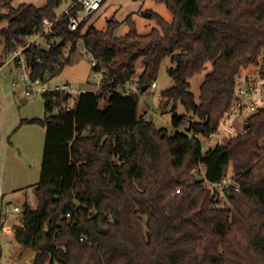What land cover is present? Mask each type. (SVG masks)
<instances>
[{"label":"trees","instance_id":"obj_1","mask_svg":"<svg viewBox=\"0 0 264 264\" xmlns=\"http://www.w3.org/2000/svg\"><path fill=\"white\" fill-rule=\"evenodd\" d=\"M13 1L0 0L8 54L41 30L45 17L56 20L52 46L26 50L34 77L59 72L70 60L62 62L67 44L75 47L79 37L96 68H106L99 91L46 93V115L21 120L46 127L40 179L24 188L37 204L24 200L13 225L15 239L34 251L33 264H264V107L244 133L207 150L202 140L230 108L238 73L261 65L264 75V0H155L173 15L142 8L156 22L147 33L138 32L132 14L102 29L89 24L91 15L73 31L70 16L57 11L66 0ZM68 1L70 13L81 15L80 0ZM123 24L129 30L120 34ZM165 57L174 63V84L162 90L161 104L170 108L172 130L140 113V95ZM207 62L212 69L197 101L191 78ZM139 63V92L128 93ZM180 105L197 118L179 113ZM200 163L206 177L194 172ZM229 172L239 189L231 186L230 204L221 206V192L208 184ZM3 250L0 236V261Z\"/></svg>","mask_w":264,"mask_h":264},{"label":"rangeland","instance_id":"obj_2","mask_svg":"<svg viewBox=\"0 0 264 264\" xmlns=\"http://www.w3.org/2000/svg\"><path fill=\"white\" fill-rule=\"evenodd\" d=\"M108 1L107 5L105 6V3ZM104 3L103 10L101 13H94L89 19V24L94 23L96 27L99 29L105 28L108 24V21L112 18L122 21L124 20L130 13L132 14L136 27L139 33H147L156 25V22L154 19H150L148 17H144L141 14L134 12L135 9H138L136 7H139L137 5L139 2H131L129 1V4H126L122 0H107ZM127 1V0H125ZM23 3H32L35 5H43L45 3V0H14L13 4L14 6H19ZM69 1L66 0L62 3V5L58 8V13L62 14L69 6ZM152 8L154 11L158 12L159 14L163 15V17L167 19L172 18V12L167 7L165 3L157 2L155 0H147L146 4L143 5V8ZM7 25V21L0 22V28ZM129 30V26L127 24H123L118 32L120 34H124ZM85 45L84 41L80 42L79 44H76L75 47H73L72 54L70 57V60L68 63L56 74H54L51 77L50 83H64L67 81H70V84L78 89H89L91 86L95 85L97 80L95 78V68L92 65V62L90 58L82 51L83 46ZM0 55H3L5 58V62L8 61V58H10V54L5 51V39L3 37L0 38ZM174 66V63L172 62L170 57H165L164 60L161 63L159 75L156 82V87L153 88V90L150 89V91L143 93L140 95V113H146L148 116L153 117L155 123L159 126H165L168 127L169 130H172V123H171V117L172 113H170V108L165 109L163 108L161 104V92L162 90L171 87L174 84L173 77L169 73V68ZM138 72L136 75V79L133 80V82L127 84V87L130 86L133 88V92H139L138 86L139 83L137 81V78L142 70V65L138 64ZM14 71H10V67L8 65H5L3 67H0V103L3 106L2 111L0 112V132L2 131V136H0L4 142L7 140L8 132L11 133V128L13 127L15 121L18 120V116L21 115L22 117H35V116H42L45 111L44 107V100L43 96L39 94H35L32 97H30L29 100H35L32 103H29L28 105L24 104L21 101V95H23V92L19 93V96H15L13 93V89L15 88L13 86V80L12 78L15 77V71L16 69L13 67ZM212 69V63L207 62L203 71L199 74H196L191 78V90L195 94V98L198 101L199 96L201 93V84L204 81L207 73ZM264 95V93H263ZM77 96V93L74 94V97ZM33 98V99H31ZM72 105H74V98L72 99ZM260 105L264 106V101H260ZM260 106V108H261ZM179 113H185L186 109L180 105L178 108ZM187 113V112H186ZM255 113V112H254ZM252 115V114H251ZM187 118H197L193 117L192 112H188L186 114ZM20 134H25L29 130V126L25 127ZM34 132V131H32ZM38 132V130H37ZM35 133V137L38 136L39 133ZM1 135V133H0ZM203 140V143L206 147L212 148L214 147V142L208 143L207 140ZM18 172H20L18 169H16ZM30 171H32L30 174L28 172L24 174H20L19 176L22 178H26L27 182L30 181H36L40 179V173L41 169H36L35 166H30ZM24 171V170H23ZM22 172V171H21ZM20 172V173H21ZM231 172H229L230 175ZM25 182V183H27ZM30 198H29V197ZM37 201V198L33 195L32 190H27L26 199H28L31 203L33 201ZM23 199V198H22ZM31 199V200H30ZM221 202L219 205L221 206H227L230 204V201L226 197L221 196ZM13 202L8 203L9 212H13V207L15 199H12ZM34 201L32 204L36 205L37 202ZM24 202V199L22 203ZM20 206V205H19ZM19 214V213H17ZM21 219V213L19 216L16 217V223L20 222ZM9 226H11V223L9 222ZM0 236L2 238V245H3V255L2 259L0 261V264H33L34 259V251L30 246H23L21 245L14 237V234L12 232H1Z\"/></svg>","mask_w":264,"mask_h":264},{"label":"built area","instance_id":"obj_3","mask_svg":"<svg viewBox=\"0 0 264 264\" xmlns=\"http://www.w3.org/2000/svg\"><path fill=\"white\" fill-rule=\"evenodd\" d=\"M83 4L84 9L81 12V15L74 16L70 13V8H67L64 13L70 16L69 28L71 30H77L80 27L81 21L84 18H89L92 14L98 11L102 5L103 0H80ZM56 20H51L50 18L45 17L43 20V28L34 32L28 36V40L25 44H19L13 48L10 52V58L15 60L20 69L18 78L13 82L14 89H22L26 96L31 97L35 94L44 95L46 93H60L61 98H65L67 95L74 96L81 94L84 91H99L101 89L102 78L105 76L106 68H96L98 65V59L94 54L86 47L83 46L82 51L90 58L92 65L95 68V80L96 84L94 87L89 89H78L72 86L70 83H50L49 79H42L41 77L33 76V67L29 65L26 55V50L28 46H41L44 48H50L52 46V38L49 36L52 35L54 31ZM83 38L79 37L76 40V44L83 42ZM74 42L71 41L67 44L65 49V56L62 59V62H65L68 58L71 57L73 50ZM156 87V82L151 86V90ZM133 88L130 86L126 87V92H133ZM264 75L261 71V65H252L246 68H243L236 77L235 93L232 99L230 108L224 115L221 120L220 125L216 128L209 136H206L202 139L207 140L208 143L214 142V146L217 144L223 143L226 138H232L239 134L244 133L245 124L248 122L249 117L254 112H257L260 109V101H264ZM74 98V97H73ZM65 103L67 105L72 104V99H66ZM262 107V106H261ZM264 107V106H263ZM2 105L0 104V109ZM60 108L59 105L56 106L55 110ZM204 144V143H203ZM204 150L209 149L205 145L203 146ZM194 172L203 177L206 173V165L200 163L195 169ZM235 185L236 190L239 188L235 184V180L231 175H227L219 183H209L208 187L212 190L218 189L221 192V196L226 197L227 191L231 186ZM179 191V190H178ZM220 196V198H221ZM13 210L18 212L21 210L19 205L13 207ZM9 208L8 204L4 199V192L0 186V231L1 232H11L9 226ZM13 231V229H12ZM82 238H87V235H83Z\"/></svg>","mask_w":264,"mask_h":264},{"label":"crops","instance_id":"obj_4","mask_svg":"<svg viewBox=\"0 0 264 264\" xmlns=\"http://www.w3.org/2000/svg\"><path fill=\"white\" fill-rule=\"evenodd\" d=\"M122 1H124L126 4H129L128 0L127 1L122 0ZM132 1L139 2L137 4L139 5V7H136L138 9H135L133 11V14L134 12H136V10H137V13L141 14L140 10L143 8V5L146 4L147 0L146 1L131 0V2ZM46 3H47V0H45V3L43 5H45ZM107 3L108 1L105 3V6L107 5ZM37 6H41V5H37ZM103 7H104V3L102 7L96 12L100 14L101 11L103 10ZM5 65H8L10 67L11 72L14 71L13 67L16 69L15 77L12 78L14 82L18 78V75L20 72L17 62L13 60L12 58H8V61L4 62L3 65H1L0 67H3ZM50 81H51V77H50ZM64 83H70V81H67ZM91 87H94V85ZM20 92H23V95H21V101L24 104L28 105L29 103H32L35 101V100H29L30 97L26 96L22 89H17V90L13 89V93L17 97L19 96ZM43 100H44V97H43ZM44 107H45V100H44ZM2 109H3V106L0 109V112L2 111ZM43 113L44 114L39 117H44L46 115V110ZM35 117H38V116H35ZM23 118H33V117H29V116L22 117L21 115H19L18 120L15 121L16 123H14L13 127H10L11 133L9 134L8 132L6 142H4L3 139L0 137V186L3 189L4 199L7 204L9 202H13L12 201L13 198L15 199L13 207L16 205L22 206V201L23 199L26 200V195H27V191L24 188H27L39 181V180H36L34 182L33 181L27 182L26 178H22V176L20 177L19 175L24 174L26 172L30 174L32 172L29 170L30 166H35L36 169L38 168L41 169L44 147H45L46 127L40 124H31V123L21 124V120ZM26 126H29V130L25 134L21 135L20 133L24 129H26L25 128ZM36 132L39 133L37 137L34 136ZM0 133H1L0 136H2V131ZM16 169L22 172L20 173ZM30 190H32V188H30ZM31 201L34 202L36 200L34 198V200H31ZM13 207L11 209H13ZM17 216H19V214H17L16 211L13 210V212H10L9 214V222L11 223L10 228H13V225L16 223L15 221H16Z\"/></svg>","mask_w":264,"mask_h":264},{"label":"water","instance_id":"obj_5","mask_svg":"<svg viewBox=\"0 0 264 264\" xmlns=\"http://www.w3.org/2000/svg\"><path fill=\"white\" fill-rule=\"evenodd\" d=\"M147 87H148V85H145V86L143 87V91L146 90ZM229 194H231V191L229 192Z\"/></svg>","mask_w":264,"mask_h":264},{"label":"bare ground","instance_id":"obj_6","mask_svg":"<svg viewBox=\"0 0 264 264\" xmlns=\"http://www.w3.org/2000/svg\"><path fill=\"white\" fill-rule=\"evenodd\" d=\"M69 7H70V6H69ZM69 7H68V8H69ZM92 15H93V14H92ZM20 208H21V206H20ZM20 211H21V210H20ZM18 212H19V211H18ZM18 212H17V213H18ZM12 229H13V228H12Z\"/></svg>","mask_w":264,"mask_h":264}]
</instances>
